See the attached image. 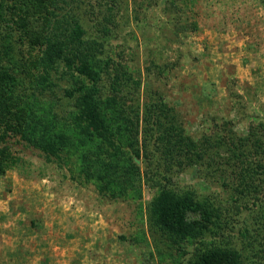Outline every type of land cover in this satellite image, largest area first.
<instances>
[{
  "label": "rangeland",
  "instance_id": "374dc122",
  "mask_svg": "<svg viewBox=\"0 0 264 264\" xmlns=\"http://www.w3.org/2000/svg\"><path fill=\"white\" fill-rule=\"evenodd\" d=\"M82 1L92 19L101 16L98 11L106 10V5L115 6L117 26L107 39L106 55L127 64L130 79L140 81L139 90L131 88L125 103L137 105L139 123L144 102L162 95L194 138L208 137L214 143L216 136L226 139L230 134L235 139L251 135L259 141L258 148L239 146V156L230 143L217 154L206 151L193 166L174 168L169 186L191 188L200 197L223 203L227 222L222 227L230 231L236 246L260 247L264 242L262 0ZM4 25L5 19L0 21V42L9 30ZM85 26L88 33H97L90 20ZM19 49L15 58L21 55ZM103 79L110 82L106 75ZM52 81L51 90L40 95L39 106L48 112L45 123L61 126L71 122L74 97L64 93L70 84L60 72L52 73ZM116 89L123 96L119 105L124 104L128 87ZM138 137L140 141V133ZM9 144L18 160L0 175V264H159L146 215L156 189L144 179L139 199L112 200L84 178L75 153L70 159H55L17 138H9ZM244 224L249 234L238 236L237 229ZM137 230L145 233L148 243L134 240ZM159 249L167 250L161 243Z\"/></svg>",
  "mask_w": 264,
  "mask_h": 264
},
{
  "label": "trees",
  "instance_id": "16d2710c",
  "mask_svg": "<svg viewBox=\"0 0 264 264\" xmlns=\"http://www.w3.org/2000/svg\"><path fill=\"white\" fill-rule=\"evenodd\" d=\"M2 4L0 21L5 19L9 30L0 42V175L18 160L9 138L40 149L48 158L70 159L75 153L84 178L109 199H139L142 179L156 189L146 215L157 263L264 264V242L257 248L238 247L222 227L227 222L223 203L200 197L191 188L169 186L174 168L191 167L206 151L217 154L226 143L239 156V146L261 147L256 138L218 135L214 143L208 137L194 138L162 95L144 102L139 123L137 105L125 103L140 81L130 79L127 64L106 55L107 39L117 26L114 4L99 9L101 16L93 19L82 0H0ZM89 20L97 33H88ZM59 72L70 84L64 93L74 97V110L68 124L48 125L40 95L51 90L52 73ZM122 85L129 90L121 106L123 96L116 87ZM139 230L134 240L148 243ZM236 234L247 236V224ZM160 243L166 251L159 249Z\"/></svg>",
  "mask_w": 264,
  "mask_h": 264
}]
</instances>
